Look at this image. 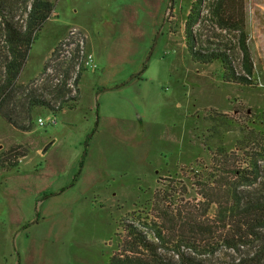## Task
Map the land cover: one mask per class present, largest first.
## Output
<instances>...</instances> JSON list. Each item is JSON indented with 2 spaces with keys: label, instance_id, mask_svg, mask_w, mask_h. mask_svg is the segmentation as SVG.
Masks as SVG:
<instances>
[{
  "label": "rangeland",
  "instance_id": "374dc122",
  "mask_svg": "<svg viewBox=\"0 0 264 264\" xmlns=\"http://www.w3.org/2000/svg\"><path fill=\"white\" fill-rule=\"evenodd\" d=\"M52 1L55 13L32 45L17 84L51 91V86L65 83L72 95L79 94L74 84L77 72L83 74L87 69L82 52H88L84 35L88 32L97 73H89L92 69L88 68L84 74L81 101L68 112L75 117V124H67L72 129L69 139L81 141L76 145L80 156L67 165L71 173L68 184L79 182L65 197L66 202L64 197H53L45 215L41 204L48 194L34 200L22 196L20 206L12 194L9 200L2 194L5 188H12L8 178L3 181L0 175V264L17 257V246L8 253L11 234L6 233L7 239L1 230L10 225L9 211L30 213L21 232L13 236L24 244L21 264H108L127 234L124 220L151 234V226L144 224L150 221L155 192H169L179 201L185 170L209 162L220 147L233 149L245 136L252 138L249 145L253 146L255 136L263 138L264 122L258 120L263 117L264 121V0H244L247 44L255 69L253 85L247 87L225 82L219 62L200 64L191 58L185 23L193 0H117L104 14L98 8L81 7L77 0ZM17 19L25 20L21 12ZM205 27L210 35L220 32L224 42H235L238 37L237 31L222 30L211 21ZM59 43L60 50L50 60ZM106 79L126 82L125 90L134 94L111 90L118 92L110 95L115 102L111 107L114 116L107 112L103 99L100 102L90 96L91 87ZM24 90H16V99ZM118 96L131 100L129 110L125 111ZM38 113L46 118L52 112L37 109L34 113V130L51 141L54 130L64 127L63 117L56 125L41 126L36 120ZM120 118L130 119L131 136L122 130L125 120ZM88 125L92 129L85 136L82 130ZM29 132L14 128L0 116V157L7 163L17 158L18 166L13 169L32 151ZM25 149V155L20 156ZM5 171L9 170L0 169V174L4 176ZM62 174L66 175L65 171ZM187 183V198L198 197ZM138 210L140 214H136ZM54 225L61 229L56 231Z\"/></svg>",
  "mask_w": 264,
  "mask_h": 264
},
{
  "label": "trees",
  "instance_id": "16d2710c",
  "mask_svg": "<svg viewBox=\"0 0 264 264\" xmlns=\"http://www.w3.org/2000/svg\"><path fill=\"white\" fill-rule=\"evenodd\" d=\"M20 12L24 22L17 19ZM54 13L52 0H0V116L26 132L36 125L37 109L57 115L64 109L74 110L80 102V95H72L65 83L51 86V91L17 84L32 45ZM244 14V0H193L186 17L185 43L193 61L219 62L225 82L247 87L253 85L255 69ZM209 20L222 30L237 31L236 41L224 42L220 32L205 33ZM60 47L57 44L50 60ZM48 66L47 62L42 74ZM77 73L74 86L79 93L82 73ZM20 88L25 90L16 99ZM261 119L258 123L264 122ZM254 138V146L249 145L252 138L245 136L233 149L220 147L209 162L185 170L179 201L169 192H155L150 221L144 224L151 226V234L121 221L127 234L108 264H264V130L263 138ZM25 153L26 149L20 156ZM17 166V158L7 163L0 157V169ZM188 181L198 197L187 198Z\"/></svg>",
  "mask_w": 264,
  "mask_h": 264
},
{
  "label": "crops",
  "instance_id": "0c3cea01",
  "mask_svg": "<svg viewBox=\"0 0 264 264\" xmlns=\"http://www.w3.org/2000/svg\"><path fill=\"white\" fill-rule=\"evenodd\" d=\"M78 1L80 0H77V3L80 4L81 7H84L86 9L87 8L101 9L103 11L102 14H104L106 10H110L111 8H113L115 3L117 2V0H81L82 3ZM72 6H76V5L72 3ZM84 35L86 37V45H87L88 52L95 51V49H93L92 47L88 48L89 46L88 32L87 33L85 32ZM86 72H88V68L86 69L85 72H83L79 80V83H78L79 95H81V92H82V78ZM89 73L96 74L97 70L92 69ZM126 84H127L126 82L121 83V81H118V80L108 81L106 79L102 83H100V85H95L91 87V95H90L91 99L93 98L92 96H94V98L96 97L95 99L100 100V102L103 99L104 104L107 106V109H106L107 112L109 114H113L111 107L114 106L115 102H114L113 96L111 98L110 95H113L114 93H118L119 91L127 92L125 90V88L127 87ZM111 90H118V92H114ZM127 93L130 95L133 94L131 92H127ZM119 100H121L120 102L122 106L124 107L125 111H127V109L129 110L128 102L131 103V100L128 101L127 99L121 98V97H119ZM80 101H81V97H80ZM102 105L103 104H100V106ZM90 108L91 110L92 109L94 110V105L91 104ZM69 111H72V110L64 109L59 113L60 115L59 114L55 115L56 123L53 125H56L58 123V120H60V117L62 116L64 127L59 128L58 130H54L55 135L51 139V141H49L47 136L43 135V133L39 132L38 130L33 129L32 131L29 132L30 135H32V138H27V140H31V144L33 147L32 151L25 158L21 160L19 168L5 171L6 174H4V176L3 174H0L3 181L6 178H8V181L6 182H8L9 183L8 186L12 188V189H9L7 187L5 188L4 192H2V194L4 193L5 198L9 200L8 197H10V195L12 194L14 198H16V201L18 202L17 204L20 205L21 203L20 198L22 196H31V200H34L37 197L41 196L42 194H48V196L46 197V201H44L43 205L41 204V206H43L42 208H46L44 211L45 215L49 213V210L47 207L49 206V203L53 197H57V198L64 197L63 198V200H65L64 202L67 201L65 197L67 196L69 191H71L72 188L79 182L77 180L76 183H74L75 185L68 184V182L70 181V179L68 178L69 177L71 178V173L69 174L67 172L68 170L67 165L70 159H74V160L78 159V157L80 156V152H81L80 149H78V147L76 146L77 144L80 145L81 141L73 142L72 140L69 139L72 129L68 125L75 124L74 123L75 117H72V115H69L68 114ZM51 114L54 115L53 113ZM58 115H59V118H58ZM114 115L115 114H113V116ZM39 116L40 115L38 113V117ZM49 116H47L46 119ZM120 119L127 121V125L129 127L125 126L126 122L124 121L122 122L121 128L124 132L129 133L131 136L130 119L129 118H125V119L120 118ZM89 127L90 125H88L84 130H82L83 135L86 136L87 133L92 129V128L89 129ZM35 132H37V134H35ZM66 141H69L70 143L67 144ZM64 171L66 175L62 174V172ZM49 192L51 193L49 194ZM50 195L51 197H49ZM14 207L17 208L19 206L14 205ZM42 208L39 210V215L41 214ZM67 209L69 210V208ZM29 214L30 213H26L25 215H23L22 211L20 213L15 214L14 211H9L10 225L8 228H5V229L2 228L1 230H2V233L6 235L7 239H8L7 234L8 233L11 234L9 236V239L12 240V243L10 244V249L8 251L9 255H11L14 248L16 249L18 247V249H16L17 257L11 256L12 259L11 260L7 259L6 264H21L22 262L21 249L23 248L24 244L23 243L20 244L17 242L19 240L17 238V235H16V238H13V236L16 232L17 233L21 232L23 228L22 223L30 217ZM45 215L43 214V216ZM67 215H69V213ZM62 216L63 218L65 217L64 212L62 213ZM53 227H56V226L54 225ZM64 228H66V226ZM51 229L53 231L56 229L57 231L61 229V227L57 226L55 229L54 228H51ZM47 232H52V231L47 230ZM12 244H14L15 247H13Z\"/></svg>",
  "mask_w": 264,
  "mask_h": 264
},
{
  "label": "built area",
  "instance_id": "2783aa9c",
  "mask_svg": "<svg viewBox=\"0 0 264 264\" xmlns=\"http://www.w3.org/2000/svg\"><path fill=\"white\" fill-rule=\"evenodd\" d=\"M84 44V38H82V46ZM83 61L82 64L85 66V68H90V69H96L97 64L95 63L94 57L90 52H85L83 51ZM37 122L39 125L44 126L46 124H55L56 123V117L55 115L49 116L47 119L43 117H39L37 119Z\"/></svg>",
  "mask_w": 264,
  "mask_h": 264
}]
</instances>
